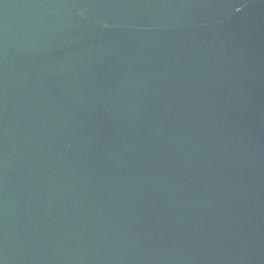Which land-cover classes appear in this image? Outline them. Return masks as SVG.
Masks as SVG:
<instances>
[{"label":"water","instance_id":"95a60500","mask_svg":"<svg viewBox=\"0 0 264 264\" xmlns=\"http://www.w3.org/2000/svg\"><path fill=\"white\" fill-rule=\"evenodd\" d=\"M0 264H264V0H0Z\"/></svg>","mask_w":264,"mask_h":264}]
</instances>
